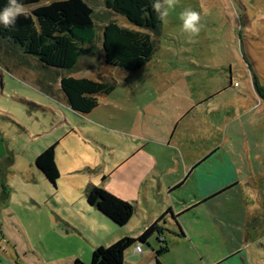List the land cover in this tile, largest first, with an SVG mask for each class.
I'll use <instances>...</instances> for the list:
<instances>
[{
    "label": "rangeland",
    "instance_id": "rangeland-1",
    "mask_svg": "<svg viewBox=\"0 0 264 264\" xmlns=\"http://www.w3.org/2000/svg\"><path fill=\"white\" fill-rule=\"evenodd\" d=\"M84 1L93 9L95 43L70 70L46 67L0 40V264H67L72 255L82 261L86 257L84 262L89 263L96 241L111 230L98 227L97 219L86 221L80 213L82 188L67 189L66 183H82L83 177L103 170L110 154L130 142L166 159L163 146L151 138L160 116H148L144 107H159L173 91L194 89L205 96L219 87L224 92L214 100L237 103L245 95V104L252 101L229 131L234 133L231 142L238 140L239 126L244 137L257 144L252 152L259 155L247 164L245 154L236 159V166L237 176L246 181L242 185L253 243L248 249L251 261L264 264V105L250 95L254 78L264 91V0H161V24L155 34L109 10L106 0ZM108 21L151 34L155 50L142 67L127 71L105 63L102 27ZM64 75L116 82L110 93L97 95L99 116L86 120L69 107L60 87ZM53 143H59L61 167L76 165L78 173L72 176L78 177L71 178L58 167L60 176L53 185L35 166L36 156ZM117 181L109 180L108 187L123 193ZM99 182L92 184L103 187ZM188 183L179 191L182 196L190 189ZM152 187L146 181L140 189L139 199L146 196L148 206L154 201ZM111 194L129 202L134 212V198ZM223 198L216 204L223 206ZM141 203L147 215L148 206ZM130 224L129 231L120 227L118 233H127L121 237L137 236L143 229L141 221ZM131 248L126 250L129 255Z\"/></svg>",
    "mask_w": 264,
    "mask_h": 264
},
{
    "label": "crops",
    "instance_id": "crops-1",
    "mask_svg": "<svg viewBox=\"0 0 264 264\" xmlns=\"http://www.w3.org/2000/svg\"><path fill=\"white\" fill-rule=\"evenodd\" d=\"M250 87L253 101L264 105V91L260 95L252 82ZM223 90L219 87L205 96L194 89L173 91L175 94L165 96L159 107L150 104L144 107L148 116H160L155 130L151 131V138L155 144L163 146L166 159H157L153 149L130 142L110 154L103 170L89 174L86 180L83 177L82 183L76 180L66 183L67 189L82 188L80 213L86 221L97 219L100 222L98 227L111 230L106 237L96 241L98 246H105L127 234L118 233L120 227H129V231L130 223L136 225L141 221L143 229L137 234L139 236L149 225L157 222L159 230L146 241L134 244L131 255L126 251L123 264H252L248 249L253 243L248 231L249 215L242 185L246 181L237 176L240 171L236 159L246 154L248 164L252 156L259 154L252 152L257 144L244 137L239 126L236 136L238 140L240 138V144L238 140L231 142L234 133L229 131L235 121L244 117L252 101L245 104L248 100L245 95H240L237 103L214 100ZM181 92L184 95L181 96ZM96 109L97 106L81 115L86 120L90 115L99 116ZM236 110L239 113H235ZM56 147L57 167L71 178L78 177L72 176L78 173L76 165L69 163L61 167ZM114 178L119 180L123 193L129 199H135L134 212L123 226H117L88 204L85 198L87 187L98 181L105 190L123 197L122 192L117 194L116 190L108 187L107 182ZM146 181L153 186L151 196H154V201L149 206L146 196L139 199L140 189ZM187 183L190 189L182 196L179 191ZM131 193L135 196H130ZM221 196H225L224 207L216 204ZM143 200L148 206L147 215L142 210ZM154 203L156 205L152 209ZM202 207L205 211L200 212L198 209ZM137 245L141 246L140 253L134 251ZM161 247H166V250L158 254ZM68 257L67 264L79 258L75 255ZM82 259L86 261V257Z\"/></svg>",
    "mask_w": 264,
    "mask_h": 264
},
{
    "label": "trees",
    "instance_id": "trees-1",
    "mask_svg": "<svg viewBox=\"0 0 264 264\" xmlns=\"http://www.w3.org/2000/svg\"><path fill=\"white\" fill-rule=\"evenodd\" d=\"M0 0V40L31 55L46 67L59 70L72 69L79 58L92 52L96 38L93 9L84 0ZM161 0H106L109 10L123 15L135 26L154 34L161 24L158 5ZM20 6H33L29 10L15 11ZM102 53L106 64L135 71L142 67L154 53L150 33L130 29L115 21L102 27ZM253 83L260 95L257 79ZM115 81H98L86 77L61 76L60 87L69 107L80 114L89 113L98 105V94H108ZM53 143L35 158V166L53 185L60 172L55 161ZM88 204L96 207L117 225H125L133 214L132 205L104 188L91 184L85 190ZM162 216H160L161 218ZM157 222L149 225L139 236H124L108 246L93 249L89 263L75 258L72 264H123L124 254L136 243L146 241L158 231ZM166 250L161 247L157 253Z\"/></svg>",
    "mask_w": 264,
    "mask_h": 264
},
{
    "label": "built area",
    "instance_id": "built-area-1",
    "mask_svg": "<svg viewBox=\"0 0 264 264\" xmlns=\"http://www.w3.org/2000/svg\"><path fill=\"white\" fill-rule=\"evenodd\" d=\"M135 250H136L137 252H141V246H140V245L135 246Z\"/></svg>",
    "mask_w": 264,
    "mask_h": 264
}]
</instances>
